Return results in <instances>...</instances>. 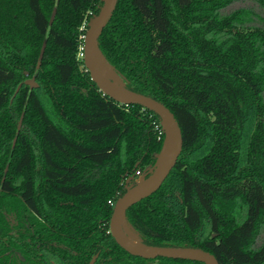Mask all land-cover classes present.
Instances as JSON below:
<instances>
[{"label":"trees","instance_id":"16d2710c","mask_svg":"<svg viewBox=\"0 0 264 264\" xmlns=\"http://www.w3.org/2000/svg\"><path fill=\"white\" fill-rule=\"evenodd\" d=\"M100 5L0 0V264H204L131 255L109 234L115 200L155 166L164 131L90 80L82 44ZM97 47L180 130L128 227L145 245L264 264V0H117Z\"/></svg>","mask_w":264,"mask_h":264},{"label":"water","instance_id":"95a60500","mask_svg":"<svg viewBox=\"0 0 264 264\" xmlns=\"http://www.w3.org/2000/svg\"><path fill=\"white\" fill-rule=\"evenodd\" d=\"M116 1L117 0H101V5L98 9V12L94 16H92V18H90L88 22V27L85 30V34L83 37L81 54L83 66L88 72L90 80L104 95L119 103L137 104L140 105L142 108H146L155 113L160 118L164 131V139L159 154L163 149L166 138L164 125H166L169 132L170 148L168 155L166 156L164 161L156 167H154L153 165L152 169L148 173H146L145 176H143V181L141 183L136 181L132 187L128 188L123 195H121L115 200L109 218V234L118 246H120L122 249H124L127 253L131 255H137L144 258L166 257L176 259H187L200 261L204 264H217V261L215 260L212 254L200 248L149 246L143 244L141 241L140 243L143 247H139L125 240L121 233L119 222L123 221L126 224L124 219L125 210L136 201L153 193L159 187V185L169 172L171 166L173 165L176 156L179 153L181 137L180 130L175 118L162 103L153 99L150 96L133 92L127 89L126 87L125 90L127 92H122L118 90L115 86L112 85V83H110L102 76V74L98 71L93 62V51L97 50L98 53H100L97 47V38L103 26L106 24L107 20L111 16ZM23 83L28 85L29 87H36V83L32 78L25 79ZM18 87L19 85L17 86V88ZM130 189H134V191L130 194H127Z\"/></svg>","mask_w":264,"mask_h":264},{"label":"bare ground","instance_id":"6f19581e","mask_svg":"<svg viewBox=\"0 0 264 264\" xmlns=\"http://www.w3.org/2000/svg\"><path fill=\"white\" fill-rule=\"evenodd\" d=\"M93 62L96 68L98 69V71L102 74V76L106 80L112 83V85L115 86L118 90L122 92H127L125 90V85H124L122 78L115 71H113L111 66L106 62V60L103 59V57L100 55V53H98L97 50L93 51ZM164 127H165V132H166V138H165L163 149L161 153L159 154L157 158V162L154 167L160 165L164 161V159L166 158L169 152V148H170L169 132H168L166 125H164ZM142 181H143V177L140 178L139 183H141ZM133 191L134 189H130L127 192V194H130ZM119 227L121 229V233L123 237L125 238V240H127L128 242L136 246L143 247L142 244L140 243L139 237L123 221L119 222Z\"/></svg>","mask_w":264,"mask_h":264},{"label":"rangeland","instance_id":"374dc122","mask_svg":"<svg viewBox=\"0 0 264 264\" xmlns=\"http://www.w3.org/2000/svg\"><path fill=\"white\" fill-rule=\"evenodd\" d=\"M124 82V81H123ZM124 85H125V82H124ZM152 168H149L147 171H146V173H148L150 170H151ZM145 174V173H144ZM138 182H139V180H140V178L139 179H136Z\"/></svg>","mask_w":264,"mask_h":264},{"label":"built area","instance_id":"2783aa9c","mask_svg":"<svg viewBox=\"0 0 264 264\" xmlns=\"http://www.w3.org/2000/svg\"><path fill=\"white\" fill-rule=\"evenodd\" d=\"M145 174L138 175L137 179L143 177ZM137 181V180H136Z\"/></svg>","mask_w":264,"mask_h":264}]
</instances>
